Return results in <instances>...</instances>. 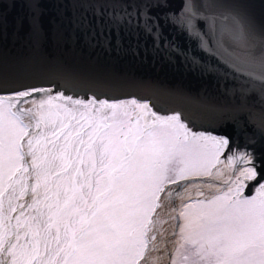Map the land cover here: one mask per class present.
Masks as SVG:
<instances>
[{"label":"snow or ice","instance_id":"obj_1","mask_svg":"<svg viewBox=\"0 0 264 264\" xmlns=\"http://www.w3.org/2000/svg\"><path fill=\"white\" fill-rule=\"evenodd\" d=\"M84 2L98 24L154 42L162 22L172 25L247 78L242 97H264V26L234 0H181L177 12L172 0ZM93 87L61 74L58 88L0 95V264H157L149 254L162 195L223 177L221 163L234 169L223 188L173 209L171 264H264V162L147 101L66 94ZM250 116L238 107L232 126L246 132Z\"/></svg>","mask_w":264,"mask_h":264},{"label":"water","instance_id":"obj_2","mask_svg":"<svg viewBox=\"0 0 264 264\" xmlns=\"http://www.w3.org/2000/svg\"><path fill=\"white\" fill-rule=\"evenodd\" d=\"M180 2L172 0L171 11L177 12ZM234 4L254 18L257 28L264 26V0H234ZM160 15L163 20L164 14ZM84 17L92 20L91 26L79 23ZM61 74L99 85L66 94L147 101L161 114H181L195 132L230 135L235 147L254 152L258 167L264 162L260 128L264 97L259 93L242 97L240 89L247 86L242 83L247 78L237 79L222 60L200 49L186 33L162 22L154 42L143 32L111 29L92 19L84 0H0V95L33 87L58 88ZM241 106L251 114L244 133L232 126L231 119ZM239 167L234 166L237 171ZM222 181L205 177L172 185L173 207L178 209L175 203L186 185L223 188ZM253 193L249 187L244 195ZM171 255L168 249L167 264Z\"/></svg>","mask_w":264,"mask_h":264},{"label":"bare ground","instance_id":"obj_3","mask_svg":"<svg viewBox=\"0 0 264 264\" xmlns=\"http://www.w3.org/2000/svg\"><path fill=\"white\" fill-rule=\"evenodd\" d=\"M223 168H225L224 163H222V167H221L222 171ZM230 169L231 168H227V173L226 171L225 172L223 171L224 176H226V178L229 175H231ZM193 185L194 184L186 185V187H184V190L189 189V187ZM209 185L210 184L207 183H198L196 184V186L194 185V187L205 190H212L213 188H216V187L210 188ZM174 188L175 186H171V187L169 186V190H174ZM172 206H173L172 198H168L166 194L162 195L161 207L157 210V215H156V220H157V230H156L157 240L155 241L156 250L150 252L149 254L152 259L157 261V264H166V249H170V247L172 248V245L167 244L171 238V234L173 232L174 220H175L172 218L174 217V211Z\"/></svg>","mask_w":264,"mask_h":264},{"label":"rangeland","instance_id":"obj_4","mask_svg":"<svg viewBox=\"0 0 264 264\" xmlns=\"http://www.w3.org/2000/svg\"><path fill=\"white\" fill-rule=\"evenodd\" d=\"M23 107H25V108H28V107H30V104H28V103H25V104H23L22 105ZM220 164H218L217 166H219ZM221 166V165H220ZM223 171L225 172L226 171V168H223ZM203 192L204 193V195L206 194L205 192H204V189H200V188H194V187H192L191 189H190V191H187V192H185L182 196V198H184L185 199V201L183 202V203H187V202H190L189 201V197H191L192 198V200H195V199H200V197H199V195H198V193L199 192ZM255 194V193H254ZM253 194V195H254ZM209 198H211V195H210V197ZM183 203H182V205H181V207L183 206ZM180 207V208H181ZM173 233V232H172ZM168 245H172V248L170 247V249H171V253L173 254L174 253V250H175V237L174 238H170V240L168 241V243H167ZM166 248V247H165ZM166 253H167V249H166ZM171 258H172V255H171Z\"/></svg>","mask_w":264,"mask_h":264},{"label":"flooded vegetation","instance_id":"obj_5","mask_svg":"<svg viewBox=\"0 0 264 264\" xmlns=\"http://www.w3.org/2000/svg\"><path fill=\"white\" fill-rule=\"evenodd\" d=\"M237 174H238V172H237ZM245 190H246V188H245ZM245 190H244V192H245ZM254 193H255V192H254ZM254 193H253V194H254ZM253 194H252V195H253Z\"/></svg>","mask_w":264,"mask_h":264}]
</instances>
